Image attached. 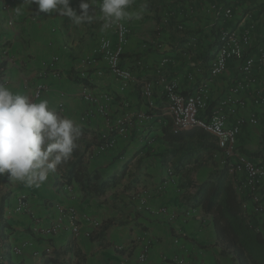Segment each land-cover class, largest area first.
Returning <instances> with one entry per match:
<instances>
[{
  "label": "crops",
  "instance_id": "obj_1",
  "mask_svg": "<svg viewBox=\"0 0 264 264\" xmlns=\"http://www.w3.org/2000/svg\"><path fill=\"white\" fill-rule=\"evenodd\" d=\"M89 2L92 20L75 25L56 12L34 19L35 4L25 8L23 0H0V64H6L3 84L36 102L47 99L57 114L73 120L82 132L71 158L38 187L13 181L7 174L0 176V264H47L46 259L54 254L70 264H168L175 258L185 264H238L217 241L213 217L185 204L184 197L195 189L180 188L186 180L181 174L168 178V169L173 173L172 162L163 165L162 161L172 146L161 140L170 128L163 114L166 102L158 86L153 96L156 106L149 110L146 125L134 121L129 135L116 137L109 151L99 152L97 145L100 135L109 132L118 116L144 109L139 83L155 79L154 70L164 57L170 60L164 70L167 80L174 81L184 93L207 84L211 104L215 105L238 75L236 64L221 76L212 78L208 74L217 34L223 28L242 26L244 16L250 15L257 23L255 40L264 44V0H132L128 9L132 18L122 21L131 31L122 65L130 68L136 79L125 94L128 107L122 104L124 96L108 73L107 61L99 55L95 63L88 62L101 37L115 40L114 33L103 27L106 21L99 8L102 0ZM70 7L80 14L78 0H70ZM227 7L233 10L234 19L224 23L216 11ZM52 57L59 61L49 66ZM136 60H142L144 68L135 66ZM81 69L90 75L96 103L80 97L81 86L75 74ZM97 71L103 75H97ZM54 72L58 77H53ZM262 85L264 88V82ZM38 86L44 89L35 99ZM238 97L246 105L237 115L248 120L256 114L263 124L264 105L251 104L244 92ZM100 107L106 109L105 116ZM239 142L250 159L264 156V130L260 125L246 124ZM77 157H81L82 170L90 177L101 180L124 172L121 185L94 196L84 194L74 182L66 183L68 167ZM221 161V152L215 150L211 157L196 163L198 167L189 179L199 185L222 168ZM20 197L26 208L18 212ZM238 197L243 212L253 216L252 204L243 195ZM56 205L75 208L78 235L70 233L66 222L59 234H47L59 216ZM93 222L100 224L98 231L112 224L101 239L94 240L85 235L96 232ZM261 233L264 237V230ZM146 245V259L140 262ZM119 246L124 250L119 251ZM14 248H20V254H14ZM46 248L51 249L50 254L45 253Z\"/></svg>",
  "mask_w": 264,
  "mask_h": 264
},
{
  "label": "built area",
  "instance_id": "obj_2",
  "mask_svg": "<svg viewBox=\"0 0 264 264\" xmlns=\"http://www.w3.org/2000/svg\"><path fill=\"white\" fill-rule=\"evenodd\" d=\"M214 9L216 7H213ZM45 13L35 8L33 18L38 19ZM216 14L222 18L224 23L232 22L234 19L233 10L229 7L217 10ZM245 22L237 28L228 27L221 29L216 37L217 49L214 56L208 63V74L218 77L225 74L232 65H237V77L231 86L222 93L215 105L211 104V92L207 84L198 86L191 93H184L174 81L167 80L164 76L165 67L169 63L168 58H162L155 68V79L153 81H143L140 87L141 98L144 101V109L135 113H125L118 116L107 134L99 137L97 150L106 152L113 148L116 137H127L129 131L136 125H146L150 120L149 110L154 108L153 99L155 87H159L166 106L163 114L167 118L171 132L187 130L198 127L210 133L216 138L217 150L221 152V166H229L233 174V181L237 194L243 195L253 206V216L244 213L246 222L254 227L258 232L264 230V156L259 160L247 157L239 142V135L246 124L253 126L260 125L264 130V123H260L256 114L245 120L237 115V111L245 107L246 102L238 96L241 92L247 94L249 102L255 106L264 105V44L255 40V30L257 23L250 19V15L244 16ZM106 30L113 32L115 40L108 37H101L97 46L92 50L88 59L89 63H95L96 57L101 55L108 64V73L115 78L118 83V91L124 96L123 106L128 107L129 102L125 99V94L131 83L136 82L130 68L122 65L121 56L124 54L130 29L120 21L113 23ZM195 41V38L192 39ZM4 46V45H3ZM1 49V46H0ZM58 57H52L47 63L49 66L58 62ZM135 66L144 68L142 60H136ZM102 76L101 71L96 72ZM53 77H58L57 72ZM76 79L81 80L80 97L88 103H96L97 97L92 93L90 87V75L87 70H78ZM43 87L38 86L34 94L37 99ZM100 113L105 116L106 109L100 107ZM233 122L230 123V118ZM168 178L172 177L171 169L167 171ZM26 203L22 197L17 200V211H24ZM59 216L47 229L49 236H55L63 230L66 222L69 231L76 236L79 233L76 213L74 207L56 205ZM93 228L98 231L100 224L93 222ZM94 234L92 231L85 233L87 237ZM121 251L122 248L118 247ZM20 248H14V254H20ZM148 252V245L144 246L138 260L144 262ZM46 254L51 253L50 248H46ZM161 264H167L163 261ZM168 264H185L183 260L173 259Z\"/></svg>",
  "mask_w": 264,
  "mask_h": 264
},
{
  "label": "clouds",
  "instance_id": "obj_3",
  "mask_svg": "<svg viewBox=\"0 0 264 264\" xmlns=\"http://www.w3.org/2000/svg\"><path fill=\"white\" fill-rule=\"evenodd\" d=\"M23 4L25 8L35 4L43 13L56 12L75 25L93 18L89 0H80V14L70 7V0H23ZM131 4L132 0H102L104 29L131 19ZM81 135L80 127L57 114L47 99L36 102L0 83V176L38 187L71 158Z\"/></svg>",
  "mask_w": 264,
  "mask_h": 264
},
{
  "label": "trees",
  "instance_id": "obj_4",
  "mask_svg": "<svg viewBox=\"0 0 264 264\" xmlns=\"http://www.w3.org/2000/svg\"><path fill=\"white\" fill-rule=\"evenodd\" d=\"M80 0H78L79 7ZM264 13V3L261 5ZM217 49V42H215ZM6 64H0V83H3V72ZM78 83L82 81L76 79ZM161 140L172 146L171 150L164 154L163 165L172 162L173 175L181 174L186 178L180 188L195 189L193 193L184 197V202L190 208H201L205 214L213 217V224L217 241L223 250L232 254L238 264H264V237L246 222L242 202L236 192L233 174L229 166L225 165L206 180L196 185L189 179L190 173L187 166H193L196 171V163L204 161L205 157H211L217 150L216 138L210 133L198 127L176 133L165 130ZM81 157L74 158L68 167L65 182L76 183L86 195L102 196L109 190L119 187L122 183L124 172L115 173L106 179H98L96 176H88L82 170ZM104 225L99 231L91 235L94 240H99L104 231L111 225ZM58 254L46 259L47 264H70L62 261Z\"/></svg>",
  "mask_w": 264,
  "mask_h": 264
},
{
  "label": "rangeland",
  "instance_id": "obj_5",
  "mask_svg": "<svg viewBox=\"0 0 264 264\" xmlns=\"http://www.w3.org/2000/svg\"><path fill=\"white\" fill-rule=\"evenodd\" d=\"M5 45H6V44H4V47H6ZM191 170H192V169H189L188 172H189V173H193V172H192L193 170H192V171H191ZM119 247L122 248V250H124L123 246H119Z\"/></svg>",
  "mask_w": 264,
  "mask_h": 264
}]
</instances>
